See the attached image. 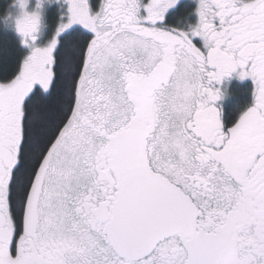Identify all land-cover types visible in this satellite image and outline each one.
Instances as JSON below:
<instances>
[{"label":"snow or ice","instance_id":"1","mask_svg":"<svg viewBox=\"0 0 264 264\" xmlns=\"http://www.w3.org/2000/svg\"><path fill=\"white\" fill-rule=\"evenodd\" d=\"M179 3L21 0L0 264H264V0H198L197 23L166 25ZM233 74L254 104L225 127Z\"/></svg>","mask_w":264,"mask_h":264},{"label":"flooded vegetation","instance_id":"2","mask_svg":"<svg viewBox=\"0 0 264 264\" xmlns=\"http://www.w3.org/2000/svg\"><path fill=\"white\" fill-rule=\"evenodd\" d=\"M183 4L191 5L193 12L185 19L170 18ZM196 8V0H180L177 7L170 9L166 13L164 23L177 28H186L189 24H195L196 21L193 18L195 17L194 12ZM219 87L223 93V98L217 101L216 106L221 110L222 121L225 127H231L254 104V82L250 77L242 80L237 74H233L231 77L226 78ZM241 92L248 93V97L244 103L239 101V94Z\"/></svg>","mask_w":264,"mask_h":264},{"label":"trees","instance_id":"3","mask_svg":"<svg viewBox=\"0 0 264 264\" xmlns=\"http://www.w3.org/2000/svg\"><path fill=\"white\" fill-rule=\"evenodd\" d=\"M11 3V0H8ZM5 1H0V14L6 11ZM193 12V8L189 4H183L178 10L171 15L170 18H187ZM1 15V16H2ZM171 19V20H173ZM13 33V32H12ZM14 34V33H13ZM25 55V50L21 48L20 43L12 34L7 33L0 39V79L10 78L19 69L20 61ZM248 97L247 92L239 94V101L245 102Z\"/></svg>","mask_w":264,"mask_h":264},{"label":"rangeland","instance_id":"4","mask_svg":"<svg viewBox=\"0 0 264 264\" xmlns=\"http://www.w3.org/2000/svg\"><path fill=\"white\" fill-rule=\"evenodd\" d=\"M1 1V0H0ZM5 1V5H6V8L8 9V6L12 3V0H11V3L10 1L8 0H4ZM182 1V0H181ZM196 3H197V8H198V0H196ZM35 6V0H32L31 4L29 5V11H31L33 9V7ZM59 6L58 5H53L51 7L48 8V11H47V14H46V19H47V22L49 24V27L46 28L44 30V35L41 37V39L38 41V43H44L46 41V39L51 35L52 33V30H53V26H54V23L58 17V12H57V8ZM196 8V9H197ZM6 9V10H7ZM174 9V8H173ZM195 17L193 18L196 23L198 21V15L196 14V10H195ZM2 14H0L1 16ZM13 35V37H15L17 39V41L19 42V36L18 34L15 32L14 28L13 29H5L3 26H0V39L3 37V35L9 33ZM14 34H13V33ZM20 43V42H19ZM21 46V44H20ZM21 48H23L21 46ZM24 49V48H23ZM25 50V49H24ZM25 54H26V50H25Z\"/></svg>","mask_w":264,"mask_h":264},{"label":"clouds","instance_id":"5","mask_svg":"<svg viewBox=\"0 0 264 264\" xmlns=\"http://www.w3.org/2000/svg\"><path fill=\"white\" fill-rule=\"evenodd\" d=\"M31 2L32 0H24V3H26L28 7ZM43 3L44 0H35V6L32 10L35 11L36 5ZM25 11L26 9L21 7V0H12V3L8 6V9L2 16H0V26H3L5 29H13L17 19H24L23 14Z\"/></svg>","mask_w":264,"mask_h":264}]
</instances>
